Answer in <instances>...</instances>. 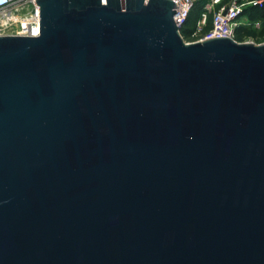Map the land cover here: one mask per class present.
<instances>
[{
  "label": "water",
  "instance_id": "water-1",
  "mask_svg": "<svg viewBox=\"0 0 264 264\" xmlns=\"http://www.w3.org/2000/svg\"><path fill=\"white\" fill-rule=\"evenodd\" d=\"M0 37V264H264V44L186 43L173 0H36Z\"/></svg>",
  "mask_w": 264,
  "mask_h": 264
},
{
  "label": "built area",
  "instance_id": "built-area-1",
  "mask_svg": "<svg viewBox=\"0 0 264 264\" xmlns=\"http://www.w3.org/2000/svg\"><path fill=\"white\" fill-rule=\"evenodd\" d=\"M202 1L204 0H173L174 20L186 43L222 37L236 40V29L245 8L251 5L262 7L264 4V0H207L196 26L186 37L184 33L190 14ZM39 35L40 8L36 0H0V37Z\"/></svg>",
  "mask_w": 264,
  "mask_h": 264
},
{
  "label": "trees",
  "instance_id": "trees-1",
  "mask_svg": "<svg viewBox=\"0 0 264 264\" xmlns=\"http://www.w3.org/2000/svg\"><path fill=\"white\" fill-rule=\"evenodd\" d=\"M255 1V0H252ZM207 4V0L202 1L201 3H199L195 9L192 11V13L190 14V17L186 23V30L184 35L186 37H188V34L194 29V27L196 26L199 17L205 7V5ZM242 17H247L248 20L252 23L255 22H260V21H264V4L262 7L260 6H248L245 8L243 15L241 16L240 20L242 19ZM247 34V28L246 27H242L239 26L236 29V40L238 39V37H243ZM238 41V40H237Z\"/></svg>",
  "mask_w": 264,
  "mask_h": 264
},
{
  "label": "rangeland",
  "instance_id": "rangeland-1",
  "mask_svg": "<svg viewBox=\"0 0 264 264\" xmlns=\"http://www.w3.org/2000/svg\"><path fill=\"white\" fill-rule=\"evenodd\" d=\"M244 2H252V0H243ZM257 1V0H255ZM239 26L247 28V34L238 37L239 43H254L256 45L264 44V21L252 23L247 17H242Z\"/></svg>",
  "mask_w": 264,
  "mask_h": 264
}]
</instances>
